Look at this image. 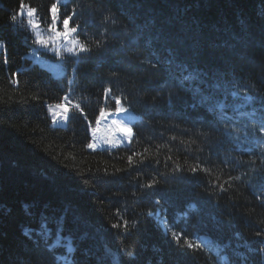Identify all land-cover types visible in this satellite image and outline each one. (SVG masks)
Listing matches in <instances>:
<instances>
[{"label": "trees", "instance_id": "1", "mask_svg": "<svg viewBox=\"0 0 264 264\" xmlns=\"http://www.w3.org/2000/svg\"><path fill=\"white\" fill-rule=\"evenodd\" d=\"M23 4L73 17L63 75ZM119 105L130 143L90 148ZM262 129L264 0H0V264H264Z\"/></svg>", "mask_w": 264, "mask_h": 264}, {"label": "rangeland", "instance_id": "2", "mask_svg": "<svg viewBox=\"0 0 264 264\" xmlns=\"http://www.w3.org/2000/svg\"><path fill=\"white\" fill-rule=\"evenodd\" d=\"M28 7V4H23L19 10V15L21 17H26L27 23L36 38L37 45L36 49L32 51V54L41 62H45L55 75L61 76L67 70L66 64L62 62L59 57H52L51 55L47 56L41 51H47L52 53V55H59V53H71L79 49L78 38L74 36V32L70 33L67 37L57 36L56 32L52 30L54 23L53 19L51 24L44 26L38 20L36 12L32 16H28ZM30 7L34 8L32 6ZM21 13H23V15H21ZM56 15L57 20L55 23L57 30L63 32V23L61 22L58 11ZM41 40L48 41L47 45L41 44ZM62 106H66L68 108L65 101L47 104L48 112L53 124L61 125L65 122L68 111H65ZM121 109H123V111H121ZM102 112H104L105 115L104 117H99V123H97L93 129L90 144L96 147L117 146L130 143L134 131V122L138 119L139 114L132 107L125 105H119L117 110L104 109ZM114 121L116 123H113ZM119 125L131 128V135L126 136L124 133L120 132L118 128ZM161 221L164 222L163 219ZM66 240L68 247L71 248L70 239L67 238ZM61 259L64 264H72L71 259L66 255H63Z\"/></svg>", "mask_w": 264, "mask_h": 264}, {"label": "snow or ice", "instance_id": "3", "mask_svg": "<svg viewBox=\"0 0 264 264\" xmlns=\"http://www.w3.org/2000/svg\"><path fill=\"white\" fill-rule=\"evenodd\" d=\"M35 12H36V9L31 8L30 6L28 7V12H27L28 16H32ZM51 13H52V19L54 21L53 26H52V30L54 32H56L57 36H65V37H67L70 33L77 31L76 28L71 27V22H72V19H73L72 16H67V17L63 18L62 23H63L64 31L63 32L58 31L57 30L56 23H55V21L57 20V15H56V13H57V5H55V4L52 5ZM21 15H23V13H21ZM15 19H16V17L13 16L12 17V20L15 21ZM40 43L43 44V45H47L48 41L41 40ZM81 49H82V51H87L88 50V49L84 48L83 45H81ZM197 78L198 77H194V76H191V75L185 77L186 80H193V79H197ZM210 87H216V88H218L219 85H210ZM197 91H199V89H197ZM177 98H181L182 99L183 97H181L179 95V93H177ZM209 99H211L210 96H204L203 100H201L199 103L200 104H203L205 101H207ZM249 99H251V98H249ZM192 106L193 107H196L195 104L192 105ZM62 107H64V110L65 111H68V108L66 106H62ZM225 108H226V104L223 103V102H220V103H217L214 107H211L209 109V111L215 112L218 109L220 115L223 116L224 115V109ZM121 111H123V109H121ZM104 115H105L104 112H101L100 113V116L101 117H104ZM97 123H99V121H97ZM113 123H116V122L114 121ZM118 128H119V131L122 132V133H124L126 136L131 135V133H132V129L131 128L124 127L123 125H119ZM262 130H264V129H262ZM89 147L92 148V147H94V145L89 144ZM42 227L44 229H47V221H45L43 223ZM29 231H32V230H29ZM50 233H51V230L50 229H47V231H40V232H38L39 235H41V236H43L45 238L49 237L50 236ZM257 235H260V234L257 233ZM57 243H59V240H57ZM69 250L71 251V248Z\"/></svg>", "mask_w": 264, "mask_h": 264}]
</instances>
